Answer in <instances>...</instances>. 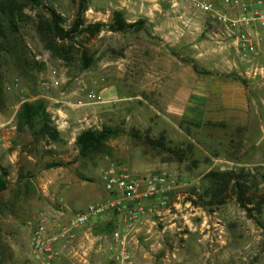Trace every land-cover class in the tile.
I'll use <instances>...</instances> for the list:
<instances>
[{
  "label": "rangeland",
  "instance_id": "obj_1",
  "mask_svg": "<svg viewBox=\"0 0 264 264\" xmlns=\"http://www.w3.org/2000/svg\"><path fill=\"white\" fill-rule=\"evenodd\" d=\"M0 1L14 6V27L5 21L0 44V172L8 182L0 192L1 264H40L30 247L39 214L61 206L66 218L103 198L101 173L108 159L138 175L170 172L180 183L166 206L150 203L143 222L129 234L134 264H264V206L249 216L234 198L211 203L206 192L208 173L225 170L247 172L252 188L257 184L264 190V103L247 126L175 130L141 95L151 75L175 65L172 51L182 59L190 54L186 40L184 46L171 44L166 36L171 32L162 24L189 20L209 25L205 12L189 0H87L81 30L64 37L54 34L45 6L60 15L65 30L76 18L79 0ZM114 11L127 22L143 23L125 32L107 26L83 30L109 23ZM235 63L245 71L240 77L244 84L253 83L250 96L264 99V46ZM52 69L61 81L47 88L43 81ZM14 78L18 86L8 90ZM90 90L101 98L89 99ZM24 99H42L57 139L18 127L16 113ZM77 99L83 104L75 106ZM58 108L65 128L55 125ZM86 129L110 133L80 152L75 138ZM161 134L168 140L166 148L153 147L147 138ZM102 221L91 230L88 264H112L110 231H103ZM70 259L55 264H71Z\"/></svg>",
  "mask_w": 264,
  "mask_h": 264
},
{
  "label": "built area",
  "instance_id": "obj_2",
  "mask_svg": "<svg viewBox=\"0 0 264 264\" xmlns=\"http://www.w3.org/2000/svg\"><path fill=\"white\" fill-rule=\"evenodd\" d=\"M199 11L210 18L209 25L217 40L229 44L237 53L249 56L256 54L264 41V0H189ZM60 77L55 69L43 85L56 87ZM18 86L14 78L6 85L8 90ZM91 100L101 97L90 90L86 95ZM28 100V99H24ZM80 106L83 101L73 103ZM53 116L58 129L65 128L67 121L60 108ZM56 116V117H55ZM3 135L0 131V143ZM104 197L89 202L84 208L63 218V208L40 213L31 233L30 247L33 257L40 264H55L64 258H72L71 264H88V249L93 243L91 230L100 221L111 223L109 239L112 248V264H134L128 247V236L137 223L143 222L150 203L164 207L180 183L170 172L138 175L123 165L108 159L101 173ZM105 224V223H104Z\"/></svg>",
  "mask_w": 264,
  "mask_h": 264
},
{
  "label": "crops",
  "instance_id": "obj_3",
  "mask_svg": "<svg viewBox=\"0 0 264 264\" xmlns=\"http://www.w3.org/2000/svg\"><path fill=\"white\" fill-rule=\"evenodd\" d=\"M162 26L171 32L166 36L172 45L184 46L186 40L190 50L184 59L172 51L175 65L151 75L142 88V97L155 107L165 125L175 130L204 125L236 129L251 123L264 99L250 96L248 88L253 83L246 86L240 79L245 71L235 59L245 61L247 56L217 40L210 25L174 20L170 27L169 22ZM193 64L206 72L194 70Z\"/></svg>",
  "mask_w": 264,
  "mask_h": 264
},
{
  "label": "trees",
  "instance_id": "obj_4",
  "mask_svg": "<svg viewBox=\"0 0 264 264\" xmlns=\"http://www.w3.org/2000/svg\"><path fill=\"white\" fill-rule=\"evenodd\" d=\"M28 5H40L42 0H22ZM87 0H79L77 14L72 25L63 29L60 23V15L55 12L52 7L45 6L50 15L51 28L54 34H63L64 37H71L75 32L80 31V26L84 23V11L87 8ZM14 6H9L0 1V44L3 36V24L5 21L14 27L11 13H13ZM143 21L141 19L127 22L121 17L119 12L114 11L109 23L96 22L88 24L83 30L96 32L102 26H107L112 31L125 32L128 30L137 29L141 26ZM88 62H85L87 65ZM194 70L199 72H206L197 69L195 64L192 65ZM2 101L0 88V102ZM18 119V127H27L36 133L38 136L55 140L58 138V132L52 125L50 115L46 111L42 99L23 100L17 109L16 113ZM107 130H93L86 129L80 132L75 138V144L79 147L80 152H87L91 148L100 144L109 134ZM148 142L153 147L166 148L168 140L161 134L157 138H147ZM167 149H169L167 147ZM170 150V149H169ZM63 163H55V166H60ZM210 184L206 190L209 195L211 203H223L228 198H234L238 204L251 216L252 211L260 213L264 206V190L262 191L255 184L254 188L249 183L247 172H236L234 170L225 171H210L207 175ZM264 183V179H263ZM8 182L5 177V172H0V192L7 188ZM254 189V190H253ZM259 195H258V193ZM255 193V194H254ZM111 223H105L103 231H111ZM1 264V263H0Z\"/></svg>",
  "mask_w": 264,
  "mask_h": 264
}]
</instances>
